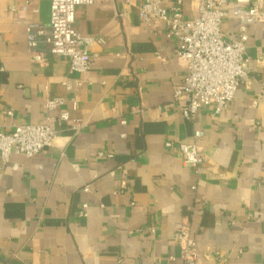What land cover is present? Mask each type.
I'll use <instances>...</instances> for the list:
<instances>
[{"label":"crops","instance_id":"0c3cea01","mask_svg":"<svg viewBox=\"0 0 264 264\" xmlns=\"http://www.w3.org/2000/svg\"><path fill=\"white\" fill-rule=\"evenodd\" d=\"M142 1L76 8L77 30L103 40L89 45L94 62L80 73L38 33L51 0H0V131L23 123L57 131L47 150L0 161V264H186L174 240L185 223L196 264H264V19L249 12L264 13V0H228L223 33L248 27L249 74L228 109L207 106L192 118L174 96L186 61L164 21L142 23ZM183 9L194 17L196 0ZM52 98L62 100L56 109L46 105ZM192 142L204 155L200 174L179 149Z\"/></svg>","mask_w":264,"mask_h":264},{"label":"built area","instance_id":"2783aa9c","mask_svg":"<svg viewBox=\"0 0 264 264\" xmlns=\"http://www.w3.org/2000/svg\"><path fill=\"white\" fill-rule=\"evenodd\" d=\"M98 1L101 0H51L49 26L38 30L51 55L70 57L72 72L88 71L94 62L89 45L95 40L103 42L101 38L83 35L75 27L76 8ZM196 2L198 12L192 18L184 16V0H173L169 7L163 5V0H143L139 7V17L146 27H152L156 19L166 23L167 36L176 39L177 54L186 61V75L174 91L175 98L182 102L181 113L186 118L194 117L207 106H213L216 112L228 109L238 86L249 74L245 60L248 27L242 25L234 37H227L222 27L228 0ZM249 12L255 20L264 19L258 5L251 7ZM30 45L34 48L37 42L32 41ZM31 55L36 61L43 59L40 51L32 50ZM66 85L69 89L72 87L69 82ZM60 104L62 100L57 98L46 101L49 109H56ZM7 113L13 114L11 110ZM69 118L68 111L60 114L63 121ZM201 135V131L195 132L196 138ZM56 137L57 131L48 123L15 124L9 130L3 129L0 131V161L8 163L14 153L31 158L51 147ZM165 145L171 147L173 142L167 141ZM179 149L184 163L200 174L204 162L201 147L195 142L180 143ZM86 209L87 204H83L79 211L81 217L87 215ZM154 230L152 227L151 232ZM174 240L181 247L185 263L196 264V239L188 224L181 225Z\"/></svg>","mask_w":264,"mask_h":264}]
</instances>
